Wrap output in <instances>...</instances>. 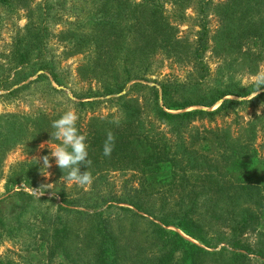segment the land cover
Returning a JSON list of instances; mask_svg holds the SVG:
<instances>
[{
	"label": "rangeland",
	"instance_id": "obj_1",
	"mask_svg": "<svg viewBox=\"0 0 264 264\" xmlns=\"http://www.w3.org/2000/svg\"><path fill=\"white\" fill-rule=\"evenodd\" d=\"M83 1L87 0H12L8 7H0V221L4 224L0 226L1 264H45L43 246L49 227L47 219L57 213L59 195L67 197L68 201L79 196L89 198L95 191L119 194L131 181L129 171L109 172L107 167L102 175L104 181L99 183L93 177V183L87 188L62 178L66 173L56 166L55 158L50 155V149L59 143L52 140L55 130L51 125L66 111H76L79 116L77 127L84 135L106 133L117 121L126 120L129 114L137 116V111L141 127L145 128L153 126L147 116L152 103L145 87H157L162 81H167L191 103H198L216 93H228L231 96L227 99L240 101L233 95L242 96L253 91L251 75L264 71V0H209L208 5L201 9L203 15L198 14L199 0H178L181 2V14L175 12L173 0H168L163 4L162 15L171 29L167 38L169 43L173 41L170 48L155 45L146 64L133 66L131 80L126 83L129 89L102 94L105 81L111 79L104 74L99 75L103 73L101 66L94 61L101 60L90 55L87 51L90 45L81 36L79 21L84 13ZM138 3L139 0H127L126 5L133 7ZM86 6L85 11L89 10L88 2ZM202 24L207 32V41L194 58L193 42ZM18 40L29 56L21 65L11 57ZM124 43L110 44L107 49H115L113 54L122 52ZM119 58L122 59V55ZM117 63V59L106 61L109 67H117ZM80 65L84 69L89 68L85 73L87 78L76 75ZM43 66L54 67V73L63 80L62 85H56L49 77L35 80V74L14 85L17 72L31 73L32 69ZM126 69H130L129 64ZM42 73L39 71L36 75ZM262 92L264 89L259 90ZM125 93L127 96L119 99ZM217 105L211 109L193 105L185 111H211ZM263 117L264 98H260L252 104L238 105L232 114L214 117L212 121L207 117L200 119L199 115L190 117L186 136L188 140L190 137L195 141L196 151L213 158L218 155V144L227 140L236 144L248 142L262 155L260 121ZM42 144L45 147L41 149ZM45 155L50 157L52 164L47 169L48 177L41 169L40 158ZM259 162L257 169L264 170V159ZM86 170L93 173L95 169L92 166L87 169L83 165L81 172ZM25 176L32 182L20 180ZM239 181L243 180L239 178ZM48 184L54 187L45 188L41 196L29 191L30 187L39 189ZM199 203L201 212L209 211L207 209L214 204L207 202L205 197L200 198ZM92 204L89 200H82L80 208ZM226 206L224 201L214 207L224 209ZM108 212L114 218L126 213L116 207ZM58 215L61 217L63 213L59 210ZM207 215V212L203 213L204 220ZM63 217L69 216L65 214ZM124 220L123 229H131L135 239L148 231L145 221L137 220L129 225V219ZM206 226L216 234L222 231L217 220L208 222ZM243 239L252 246L264 243V221L254 232L245 233ZM250 257L255 259L253 264L261 262L257 257ZM207 264L214 263L208 261Z\"/></svg>",
	"mask_w": 264,
	"mask_h": 264
},
{
	"label": "trees",
	"instance_id": "obj_2",
	"mask_svg": "<svg viewBox=\"0 0 264 264\" xmlns=\"http://www.w3.org/2000/svg\"><path fill=\"white\" fill-rule=\"evenodd\" d=\"M166 1L139 0L133 7L126 5L127 0L82 2L81 36L90 45L87 49L90 55L101 60L94 61L101 66L103 73L99 75L104 74L112 81L106 79L102 94L129 89L126 83L131 80L133 66L146 64L155 45L170 48L173 42H168L171 29L162 15ZM208 1L199 0L197 8L201 10ZM87 2L89 10L85 11ZM173 2L175 12L180 13L181 2ZM10 3L12 0H0V7H8ZM200 10L198 14L203 15L204 11ZM206 37L202 24L193 42L194 58L203 50ZM118 42H125L122 52L113 54L115 49H107L110 44L115 46ZM121 55L122 59L119 58ZM11 57L18 65L27 61L29 56L20 40L15 42ZM115 59L118 60L117 67L106 64V61ZM128 64L130 69L127 70ZM118 68L119 72L116 71ZM54 70V67L43 66L32 69L31 73L17 72L14 85L34 74L35 80L49 77L56 85H62L63 80ZM39 71L43 73L36 75ZM87 72L89 68L84 69L82 65L75 71L79 78H87ZM145 89L151 97L152 107L147 116L153 126L142 128L138 111L134 109L137 116L129 114L126 120L109 129L115 142L111 155L107 157L103 155L107 132L86 135L88 159L95 169L92 173L95 181H104L105 167L109 172L126 170L131 174L127 189L119 194L95 191L89 198L79 196L68 201L67 197L59 195L57 213L47 219L49 227L43 246L45 264H207L208 261L214 264H253L255 259L250 255L262 262L259 264H264V243L253 242L252 246L243 239L245 233L254 232L264 221V170L257 169L260 159H264V149H261L262 156L248 142L236 144L227 140L218 144V155L213 158L196 151L195 141L186 136L190 117L199 115L200 119L207 117L212 121L214 117L232 114L238 105L252 104L264 98V92L251 101L231 100L227 99L231 96L228 93H216L198 103H191L167 81ZM251 92L242 96L247 97ZM124 95L119 99L127 96ZM216 104L211 111H185L193 105L211 109ZM260 123V140L264 148V117ZM20 180L32 182L26 176ZM202 197L214 203L207 209L209 211H205L208 214L206 220L203 219L205 212L199 211ZM82 200L93 204L80 208ZM224 201L227 202L224 209L214 207ZM114 207L126 213L114 218L108 212ZM59 210L63 216L67 214L69 217H60ZM148 217L152 220H147ZM126 218L129 225L137 220L145 221L148 231L135 239L131 229H123ZM216 220L222 230L218 234L206 226ZM0 226H4L2 221Z\"/></svg>",
	"mask_w": 264,
	"mask_h": 264
},
{
	"label": "clouds",
	"instance_id": "obj_3",
	"mask_svg": "<svg viewBox=\"0 0 264 264\" xmlns=\"http://www.w3.org/2000/svg\"><path fill=\"white\" fill-rule=\"evenodd\" d=\"M250 81L254 90L247 97L241 96L239 98L241 102L244 99L251 101L259 95V90L264 88V71H259L256 74L251 75ZM257 115H259V112ZM78 119L79 116L75 110H68L59 119L52 122L51 127L55 131L52 133L51 137L52 140L59 141V143H56L54 148L50 149V155L52 158H55L56 166H58L63 173H66L62 176L65 181L87 188L93 183L94 178L92 173L88 170L81 172V165H84L88 169L91 166V160L88 159L89 144L86 142L87 137L82 134L77 127ZM116 123H118V121ZM114 142L115 137L109 130L106 133V139L103 144L104 156L107 157L111 155L114 148ZM44 147V144L40 146L41 149ZM40 160H42L41 169L46 172V176H44L48 177L50 173L47 169L52 167L50 157L45 155L41 157ZM53 187L54 185L48 184L46 186H41L39 189H33L30 187L29 191L33 195L40 193L39 196H41L43 195L45 188L52 189Z\"/></svg>",
	"mask_w": 264,
	"mask_h": 264
}]
</instances>
